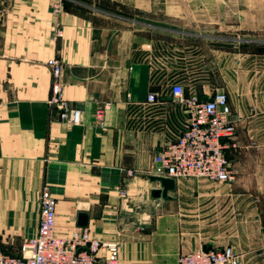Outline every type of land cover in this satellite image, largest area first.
Here are the masks:
<instances>
[{
    "label": "crops",
    "instance_id": "crops-1",
    "mask_svg": "<svg viewBox=\"0 0 264 264\" xmlns=\"http://www.w3.org/2000/svg\"><path fill=\"white\" fill-rule=\"evenodd\" d=\"M54 2L0 0V249L19 254L37 235L48 186L56 234L88 228L117 241L119 264H176L225 247L239 264H264V0H66L60 11ZM51 58L81 124L49 104ZM175 83L186 96L228 95L235 181L175 179L163 195L153 179L156 154L189 121Z\"/></svg>",
    "mask_w": 264,
    "mask_h": 264
},
{
    "label": "built area",
    "instance_id": "built-area-1",
    "mask_svg": "<svg viewBox=\"0 0 264 264\" xmlns=\"http://www.w3.org/2000/svg\"><path fill=\"white\" fill-rule=\"evenodd\" d=\"M66 0H55L54 10L60 11ZM61 35L62 32L58 31ZM47 63L52 67L54 80L49 104L56 108L63 120L82 123V110L73 107L65 95L61 79L63 64L59 58ZM172 95L183 103L189 114L186 128L178 138L168 142L155 157L153 173L158 176L181 179L206 178L231 183L236 180L227 149L235 147L236 121L232 116L228 95L217 92L208 99L196 94L185 95L182 84L175 83ZM148 103H155L158 94L149 93ZM110 104L98 106L95 124L105 126L106 111ZM129 175H134L132 170ZM125 194V190H121ZM57 201L45 186L40 195V220L37 235L24 243L19 254L0 249V264H98L100 252L105 253L107 264H119L120 245L117 241L94 237L88 228H77L69 236L56 234ZM264 250V247H263ZM176 264H239L231 247L200 248L180 254Z\"/></svg>",
    "mask_w": 264,
    "mask_h": 264
},
{
    "label": "water",
    "instance_id": "water-1",
    "mask_svg": "<svg viewBox=\"0 0 264 264\" xmlns=\"http://www.w3.org/2000/svg\"><path fill=\"white\" fill-rule=\"evenodd\" d=\"M153 179L161 181L163 185L162 193L163 195H166L167 192L174 188L175 186V179L170 177H164V176H154ZM155 194L159 195L161 193L160 190H156L154 192ZM88 223V216L84 213H81L79 216V224L81 226H86Z\"/></svg>",
    "mask_w": 264,
    "mask_h": 264
}]
</instances>
